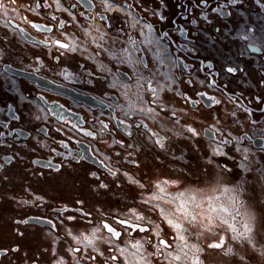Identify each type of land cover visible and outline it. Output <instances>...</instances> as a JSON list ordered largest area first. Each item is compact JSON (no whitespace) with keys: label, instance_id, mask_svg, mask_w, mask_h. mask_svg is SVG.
Listing matches in <instances>:
<instances>
[{"label":"flooded vegetation","instance_id":"flooded-vegetation-1","mask_svg":"<svg viewBox=\"0 0 264 264\" xmlns=\"http://www.w3.org/2000/svg\"><path fill=\"white\" fill-rule=\"evenodd\" d=\"M232 133L264 148V0H0V264L173 259L147 199L198 192Z\"/></svg>","mask_w":264,"mask_h":264},{"label":"rangeland","instance_id":"rangeland-1","mask_svg":"<svg viewBox=\"0 0 264 264\" xmlns=\"http://www.w3.org/2000/svg\"><path fill=\"white\" fill-rule=\"evenodd\" d=\"M93 31L91 28V38L95 37ZM162 57L159 60L163 61ZM166 63V75L169 77L170 64L168 61ZM250 72L252 73L246 80V87L258 88L259 75L253 70L248 74ZM150 109L148 112L153 120L159 117L160 122L169 123L170 120L162 116L157 108L151 105ZM239 124L238 127H241ZM189 126L193 128L192 125ZM232 134L234 143L230 147L218 141L208 143L207 150H212L215 156L213 161L210 160L213 171L201 184L198 192L162 193L155 200L148 197V203L156 209V217L153 218L155 226L158 225L159 219L167 222V219L173 218L169 213H176L179 219L175 222L182 226L176 232L178 237L184 235L185 240L176 239L179 260L167 255V260L155 262L154 258H151L146 264H193V261L197 260L199 264H264V148L258 150L249 148L247 144L241 145L238 134ZM222 159L234 165L238 173L232 175L228 172L221 162ZM181 202H184L188 212L196 217L195 221L186 220L177 212ZM161 209L166 211L162 214ZM240 233L243 235H238ZM223 237L225 242L220 248L211 247ZM141 248L139 247L140 250ZM129 250L138 253L136 247H129ZM144 252L147 250L144 249ZM168 253L171 251L167 250ZM126 260L129 264H139L132 255L127 254ZM107 264L117 263L109 259Z\"/></svg>","mask_w":264,"mask_h":264},{"label":"snow or ice","instance_id":"snow-or-ice-1","mask_svg":"<svg viewBox=\"0 0 264 264\" xmlns=\"http://www.w3.org/2000/svg\"><path fill=\"white\" fill-rule=\"evenodd\" d=\"M105 2H107V0H105ZM56 43H57V45L59 47H62V48H67L68 47V45L61 44L59 41H57ZM228 71L229 72H232L233 69L229 68ZM149 111H151V109H149ZM188 131L193 132L195 134L194 129H192V128H189ZM165 183H167V181H165ZM160 191L163 192V189H160ZM181 195H183V194H181ZM155 199H157V197H155V196L150 197V200H155ZM145 203H147V201H145ZM165 211H166L165 209H161L162 214ZM177 212L181 213L186 220L190 219L191 221H195V219H196L195 216H192L191 213L188 212V210H187L184 202H181L178 205ZM169 215L172 216L173 218L167 219V224L170 225L173 229L179 231L182 226H181L180 223L175 222V220H178L179 219V216H177L176 213H169ZM137 219H143V217H137ZM118 223L124 224L126 227H131V228H133L134 231L135 230H138L140 232H147V231H149V228L148 227H141L140 225H128L126 221H118ZM209 226H211V221H209ZM157 227H159V225H157ZM104 228H106L108 230V232L112 233L113 236H115L117 238L120 237V235H121L120 232L116 231L115 229H113L112 227H110L108 224H104ZM156 235L158 236L159 235V232H157ZM238 235H241L242 236L243 233H240ZM178 238L181 241H184L185 240V236L184 235H179ZM221 243H217V244L211 245V247L220 248L221 247ZM159 245H163L164 248L170 247V244L166 240H164V239H160L158 241V244L156 246L159 247ZM133 247H136V248L139 249V247H142V245H140V243L138 241L136 245H133ZM112 259H116V257H112ZM173 259L174 260H179L180 257L179 256H175V257H173ZM193 264H199V261L198 260L197 261H193Z\"/></svg>","mask_w":264,"mask_h":264},{"label":"water","instance_id":"water-1","mask_svg":"<svg viewBox=\"0 0 264 264\" xmlns=\"http://www.w3.org/2000/svg\"><path fill=\"white\" fill-rule=\"evenodd\" d=\"M88 7H89V6H88ZM250 49L253 50L254 47H251ZM257 50H258V49H256L255 51H257ZM45 104L50 108V105H49L48 103L45 102ZM91 106H92L93 108L96 107V105H95L94 103L91 104ZM53 114H54V113H53ZM206 135H207V137L210 138V139H215V140L219 141V139H216V137H215L214 134H206ZM242 137H243V135H242ZM246 138H247L248 141H251V142L253 143V145H254L256 148H263V147H264V138H263V137H251V136H246ZM221 242H222V243H221ZM224 242H225V238L223 237V238H221L220 241H217L216 244H217V243H221V246H222Z\"/></svg>","mask_w":264,"mask_h":264},{"label":"bare ground","instance_id":"bare-ground-1","mask_svg":"<svg viewBox=\"0 0 264 264\" xmlns=\"http://www.w3.org/2000/svg\"><path fill=\"white\" fill-rule=\"evenodd\" d=\"M137 252H138V251H137ZM169 254H170V253H169ZM170 255H172V254H170ZM175 256H176V255L173 254V257H175ZM177 256H178V255H177ZM168 257H169V255H168Z\"/></svg>","mask_w":264,"mask_h":264},{"label":"trees","instance_id":"trees-1","mask_svg":"<svg viewBox=\"0 0 264 264\" xmlns=\"http://www.w3.org/2000/svg\"><path fill=\"white\" fill-rule=\"evenodd\" d=\"M155 211V210H154Z\"/></svg>","mask_w":264,"mask_h":264}]
</instances>
